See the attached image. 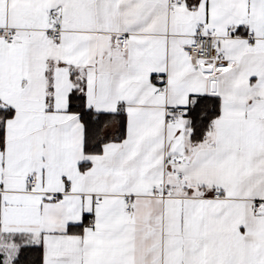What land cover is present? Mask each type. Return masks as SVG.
Wrapping results in <instances>:
<instances>
[{
    "label": "snow or ice",
    "instance_id": "6c2138e0",
    "mask_svg": "<svg viewBox=\"0 0 264 264\" xmlns=\"http://www.w3.org/2000/svg\"><path fill=\"white\" fill-rule=\"evenodd\" d=\"M0 264H264V0H0Z\"/></svg>",
    "mask_w": 264,
    "mask_h": 264
}]
</instances>
